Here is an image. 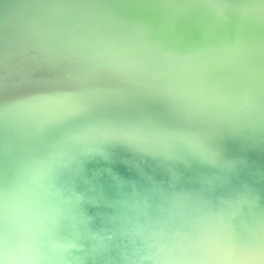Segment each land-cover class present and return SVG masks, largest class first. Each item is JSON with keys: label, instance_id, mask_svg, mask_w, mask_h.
I'll use <instances>...</instances> for the list:
<instances>
[{"label": "bare ground", "instance_id": "bare-ground-1", "mask_svg": "<svg viewBox=\"0 0 264 264\" xmlns=\"http://www.w3.org/2000/svg\"><path fill=\"white\" fill-rule=\"evenodd\" d=\"M64 17L124 37L103 48L168 45L137 71L176 80L144 88L98 45L3 33L52 29ZM0 26V264H177L166 253L179 218L153 179L166 148L148 157L149 145L167 132L191 143L238 121L232 155L264 147V0H0ZM227 161L218 172L241 178L247 193ZM40 198L83 228L79 251L53 249L55 232L30 219L24 202ZM184 210L181 218L194 210L214 220L206 199Z\"/></svg>", "mask_w": 264, "mask_h": 264}, {"label": "water", "instance_id": "water-1", "mask_svg": "<svg viewBox=\"0 0 264 264\" xmlns=\"http://www.w3.org/2000/svg\"><path fill=\"white\" fill-rule=\"evenodd\" d=\"M164 16H178V20L181 18V15ZM63 19L66 21H57L52 29L7 31L3 28V33L12 41L16 40L8 37L20 39L18 41L34 40L30 37L33 31L37 33L35 41L38 42L56 37L76 45L84 42L98 45L101 59L105 62L114 61L119 67L131 66L135 74L126 75V79L130 82L134 75L138 78L131 83L142 84L144 88L167 87V84L176 80L169 79L166 75L144 76L137 71L148 59L156 56L163 59L160 53L168 49V45H152L145 53L129 50L130 47H125L124 44L120 47L103 48L109 41L124 37L109 40L102 37L99 25L92 26L67 17ZM243 61L248 64L254 62L248 59ZM259 63L264 67V60L261 59ZM232 67L227 64L223 68L229 72ZM220 73V68L214 71V74ZM169 110L176 114L172 107ZM236 122L237 124L231 123L229 127L224 125L218 132L191 143L180 140L177 138L179 135L167 132L163 140H153L149 145L148 157L156 158L158 151L166 148V152L159 155L162 163L156 169L153 179L160 190L166 192V200L172 204L179 218L177 226L168 231L171 243L166 255L169 261L172 258L177 264H264V252L257 251L264 247V147L255 144L249 146L242 157L232 155L237 127L241 126V122ZM223 156L227 157L228 164L232 163L237 167L239 174L243 173L244 185L249 188L247 193L240 187L243 184L241 178H234L231 182L218 172L216 164ZM248 177L251 178L247 182ZM201 198L206 199L215 209L207 213L209 216L215 211L214 220L213 217L208 220L205 217L206 212L201 215L194 210H191L193 213H185V218H181L179 214L185 212L184 207L192 202L198 203ZM24 205H28L31 210L30 219H40V223L50 233L55 232V235L50 234L53 249L61 248L70 252L81 249L82 235L85 232L73 221L69 212H63L48 198H40L33 206L26 202ZM220 237L224 242L222 248L218 244V249L216 241ZM245 250L248 252L243 255ZM225 251L229 253L226 254Z\"/></svg>", "mask_w": 264, "mask_h": 264}]
</instances>
